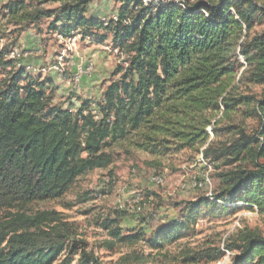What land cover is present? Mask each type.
<instances>
[{
    "label": "trees",
    "instance_id": "obj_1",
    "mask_svg": "<svg viewBox=\"0 0 264 264\" xmlns=\"http://www.w3.org/2000/svg\"><path fill=\"white\" fill-rule=\"evenodd\" d=\"M45 2L60 7L32 13L28 25L52 19L54 35L105 46L110 40L128 59L97 103L96 120L92 100L75 113L55 103V83L7 60L10 47L0 40L6 74L0 80V264H103L76 224L34 206L109 169L108 148L121 141L137 139V148L155 153L202 154L216 169H230L218 173L220 202L203 196L185 203L186 222L172 221L151 236H124L119 219H105L102 228L117 243L164 248L199 212L225 202L264 212V0H190L184 7L119 0L117 20L89 16V0ZM99 30L101 38L93 35ZM247 121L255 122L252 129ZM224 247L234 253L232 264H264L262 233L243 229ZM223 254L220 248L188 252L185 262L214 264Z\"/></svg>",
    "mask_w": 264,
    "mask_h": 264
},
{
    "label": "rangeland",
    "instance_id": "obj_2",
    "mask_svg": "<svg viewBox=\"0 0 264 264\" xmlns=\"http://www.w3.org/2000/svg\"><path fill=\"white\" fill-rule=\"evenodd\" d=\"M89 16L110 20L117 16L119 0H89ZM15 7V14L11 9ZM59 3L45 0H0V40L1 46L17 47L31 53L21 62L49 68L58 63L64 55V73L49 71L40 75L41 80L51 79L57 86L54 102L63 107L79 109L84 101L99 100L106 88L121 77L118 69L124 67L128 59L108 46L90 43L75 37L70 42L60 40L52 33V19H42L38 24H30L32 13L38 10H54ZM103 30L95 32L101 38ZM103 35V34H102ZM76 48L70 50L72 42ZM243 61V60H241ZM93 65L96 70L92 78L83 80L80 90L68 86L76 72L77 65ZM6 78L0 70V80ZM252 129L253 121H247ZM207 134L213 138L211 128ZM137 139L111 144L108 148L113 156V165L107 170H95L78 179L70 192L59 200L34 206L38 211H57L68 223L77 225L80 238L87 243L88 251H93L103 264H192L185 262L186 253L210 248L223 249V257L214 264H232L234 253L225 249L229 237L243 229H251L264 234V212L257 206L246 203L219 204L214 212H199L196 221H189L182 236L169 242L164 248L153 249L144 241L117 243L108 231L102 228L105 219H119L123 235L128 236L144 231L151 236L155 231L172 221L186 222V214L181 213L185 203L205 196L199 189L182 190V183L190 184L192 179L203 177L206 170L197 161V156L189 151H169L155 153L137 148ZM133 142V143H132ZM211 179L216 193L221 184L218 173L230 168L213 166ZM161 176L164 187L155 185L152 179ZM143 198L149 203L141 215L124 216L120 206H128L135 198ZM121 213V217L117 214ZM113 243V248L108 246ZM77 259V257H76ZM201 264H204L201 263Z\"/></svg>",
    "mask_w": 264,
    "mask_h": 264
},
{
    "label": "built area",
    "instance_id": "obj_3",
    "mask_svg": "<svg viewBox=\"0 0 264 264\" xmlns=\"http://www.w3.org/2000/svg\"><path fill=\"white\" fill-rule=\"evenodd\" d=\"M138 1H141L144 5H150V4L158 5V4L169 3L170 1H174L176 4L184 7V3L190 0H138ZM113 19L117 20V16H114ZM59 38L60 40L66 41L62 36H59ZM72 40L73 38L68 39V41L70 42ZM73 48H76V44L74 41L71 44L70 50L74 51ZM114 51L115 53L122 55V53L119 50H114ZM30 55L31 53H28L24 50H20L17 47H12L9 50V52L6 54L5 58L7 60L13 61L18 68H23L27 72L32 73L34 75H45L49 71H56L59 73H64L65 66L66 67L69 66V64L67 65L64 62L65 53H63V56L58 58L57 64L49 68H43V67H39L35 65H24L21 61L25 58H28V56ZM95 72L96 70L94 69V66L92 64L91 65H81V64L77 65L75 75L72 79L73 80L72 84L68 83V86H71V88H74L76 90H80L83 80H85L86 78H92ZM102 101L103 100L101 98L99 100H93L92 102L91 109L93 111V114L96 117L95 118L96 120H100L101 118V115L99 111L97 110V103H101ZM72 112L75 113L76 110L74 109ZM112 119L113 117L111 118V120ZM196 159H197L196 162H198L206 170L205 174L201 178L195 176L192 179L190 184L182 183L180 185V188L182 190H188L191 188V189H199V190L205 191L206 192L205 197L207 199H209L210 201H214V202H220L216 200L215 192L213 191V183L211 179V173L213 171L212 168L214 164L211 163L209 160L205 159L202 154L198 155ZM152 181L155 185L159 187H164L166 184L165 179L161 176H155L152 179ZM148 207H149V203L146 202L143 198L139 197V198H135L128 206H120L119 210L125 211L131 215H141L148 209Z\"/></svg>",
    "mask_w": 264,
    "mask_h": 264
},
{
    "label": "crops",
    "instance_id": "obj_4",
    "mask_svg": "<svg viewBox=\"0 0 264 264\" xmlns=\"http://www.w3.org/2000/svg\"><path fill=\"white\" fill-rule=\"evenodd\" d=\"M85 81V80H84Z\"/></svg>",
    "mask_w": 264,
    "mask_h": 264
}]
</instances>
